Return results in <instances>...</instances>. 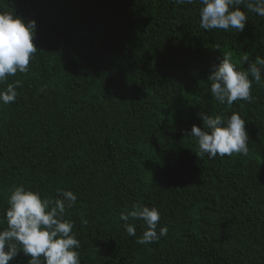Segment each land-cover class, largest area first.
Returning a JSON list of instances; mask_svg holds the SVG:
<instances>
[{"label": "trees", "instance_id": "trees-1", "mask_svg": "<svg viewBox=\"0 0 264 264\" xmlns=\"http://www.w3.org/2000/svg\"><path fill=\"white\" fill-rule=\"evenodd\" d=\"M199 0H0L35 20L37 52L14 103H0V230L19 185L56 199L80 242L81 264H264V83L250 101L220 104L212 66L231 53L240 70L264 58V17L237 29L200 27ZM242 10L243 6H241ZM251 78V77H250ZM264 81V73H262ZM200 113H239L247 155H197ZM155 206L166 236L150 244L120 220ZM20 253L9 264H28ZM43 261V257H41Z\"/></svg>", "mask_w": 264, "mask_h": 264}, {"label": "clouds", "instance_id": "clouds-1", "mask_svg": "<svg viewBox=\"0 0 264 264\" xmlns=\"http://www.w3.org/2000/svg\"><path fill=\"white\" fill-rule=\"evenodd\" d=\"M179 4H192L194 0H176ZM200 27L205 30L237 29L243 31L248 22V12L264 17V0H199ZM241 6H243L242 10ZM37 33L35 20L25 22L13 12L0 11V84L17 72L27 73L30 61L37 52L34 40ZM248 64L240 70L231 53H224L219 63L212 66L209 76L211 94L220 104L232 105L235 101H250L253 80L262 84L264 58L257 56L254 63L241 57ZM251 77V78H250ZM19 81L7 84L0 91V103H14L18 97ZM203 128L193 125L189 136L196 138L197 155L207 154L209 159L233 153L247 155L249 135L246 121L239 113L225 119L221 115L200 113ZM56 199L42 197L40 192L19 185L11 190L9 207L5 210L7 227L0 230V264H9L20 253L30 256L28 264H81L80 242L73 233L74 223L64 219L66 209L72 208L77 196L72 191L58 189ZM129 236H136L132 220H143L146 230L137 239L139 244H150L166 236L168 228H159L161 212L155 206L149 208L134 204L131 211L120 214ZM43 257V261L41 260Z\"/></svg>", "mask_w": 264, "mask_h": 264}]
</instances>
